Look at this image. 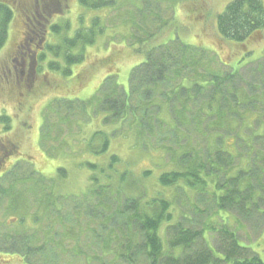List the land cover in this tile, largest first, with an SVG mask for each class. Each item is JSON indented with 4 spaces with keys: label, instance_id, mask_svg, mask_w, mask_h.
I'll return each mask as SVG.
<instances>
[{
    "label": "rangeland",
    "instance_id": "1",
    "mask_svg": "<svg viewBox=\"0 0 264 264\" xmlns=\"http://www.w3.org/2000/svg\"><path fill=\"white\" fill-rule=\"evenodd\" d=\"M0 1L8 3L13 12V18L8 26V37L0 48V115L11 117L12 128L5 130L4 124L0 120V141L2 144L4 143V146H0V148L5 153L6 140L15 139V135L20 137L18 138L20 147L17 156L9 160V154H6L7 160L0 168V176L3 173L7 175L2 176V179L0 177V185L5 191H0V252H16L22 247L21 244L24 243V240L30 238L31 246L42 249L40 250L42 253L32 256L33 264H148L145 256L139 253L136 254L133 263L114 255L120 247L122 250L125 247L124 243L126 244L129 236L124 234L118 235V241L121 244L119 247L113 243L112 249L105 252L103 241L107 240L108 231L101 229V216L96 217V221H92L93 214L90 211L94 209V204H99L101 200H104V197L99 194L97 196L86 195L91 187L92 171L89 164L106 165L112 154L118 155L121 159L120 163L116 165L119 171V165L123 164L136 174L135 177H139L144 168H154L150 178L153 177L158 181L162 173L158 164L161 163L163 167L167 161H172L171 163L174 164L176 160H172L171 155H174L173 152L178 149V146H184L193 153L201 150L202 157L207 158L209 140L213 144L215 141L216 145L219 143L223 150L225 148L228 153L238 158L234 159L237 168L240 167L247 171L249 161L251 170L255 172V175L251 176L253 185L259 188L261 196L264 197V175L261 171V168L264 167V159L257 156V153H264V145L255 139V137L262 136V129L258 132L255 131L259 126L264 127L263 122L256 121L251 124L252 127L244 120L235 126L233 123H228L225 124V127H228L226 131L228 134L222 135L219 134L220 129L216 126L213 133L214 141L211 139L210 125L205 124L200 130L194 122V113L198 110V105H202L205 100H210L214 89L195 92L191 83L184 81L183 83L188 89H184L178 96L172 92L177 89L182 91L181 77L170 78L165 84L159 86L154 104L149 112H146L149 115L148 121H151L150 130L147 131L151 147L147 144H142L141 147L140 145L132 147L134 141L130 136L120 139L110 134L109 150L98 154L94 148L98 143L97 140H93L95 132L99 130L107 133L117 132V125L120 124L118 122L105 123V118L110 113L102 111L105 93L97 90L108 73L107 70L100 71L93 75L92 79L88 80V83L83 87H80V82H84L85 79L74 78L76 72L85 69L86 66L93 63L92 61L96 64L98 61L96 59L103 58L111 49H121L123 53H128L129 50H132V46L137 45V42L133 43L135 37L147 38L155 32L159 33V37L153 41L149 39L148 43H165L178 36L185 43L202 46L217 54L216 58L220 63L218 67L214 66V71L227 73L240 69L239 73L248 82V86H243L249 94L264 91V60H260L264 57V30H260L259 36L243 44L221 37L217 30L216 15L222 11L228 0H140V2L122 0L125 2L119 1L112 10L84 7L77 0H61V8H56L54 12L50 13H48L50 9L43 13L36 7L38 0ZM54 1L56 0H42V4L46 8L49 6L52 8ZM139 3L141 8L145 6L146 12L151 10L154 14L150 15L148 19L143 18L136 6ZM32 10L37 16L36 20H33ZM200 15L202 17L199 19ZM46 17L49 18V21L44 19ZM93 17L101 18L99 24L102 31L98 34L96 43L86 47L85 53L87 52L89 59L73 65L70 68L72 72L65 75L60 71L50 70L48 68L49 58L46 59L42 63L44 70H38L36 73L37 79L34 81L27 79L25 82L29 84V88L26 87L29 91L34 89L33 84L36 85L39 78H43V83L46 85L37 89V95H41V99L36 101L30 110L27 105L25 111L24 96L23 94L21 96L19 91L22 88L26 90L25 84L22 82L19 85L16 77V69L18 68V73H20L23 64L21 54L15 52L17 46L21 50H25L21 44L28 45H25L23 39L34 46L36 41L42 39L41 35L43 36L46 29H48V43L57 44L60 36L71 37L81 26L89 27ZM195 18L196 21H194ZM29 19L33 23L27 22L29 25L27 28L24 22ZM103 20L106 28L101 24ZM132 20L137 26L130 27V24H125ZM164 20L168 21V28H161ZM66 23H69L70 27L62 35H55L52 32L51 27L54 24L63 25ZM44 45H46V39H44ZM27 50L29 49L27 48ZM123 61L126 62L121 63ZM140 62H142L141 58L134 56L124 57L119 61L118 82L121 85L122 93L125 90L128 91L131 70ZM256 69L259 71L256 72ZM45 71L49 73L45 74ZM188 80L193 81L194 79L191 77ZM236 81L233 82L232 89H228L232 85L222 84V92H226V89L230 92L234 91ZM49 87L52 89L43 94ZM253 87L258 89H253ZM167 93H171L172 99L167 97ZM227 95L225 96L227 99L218 96L217 103L226 106L228 99L229 101L233 100L229 94ZM20 102L21 107H19ZM182 102L188 104L190 112L175 114L173 109L180 108ZM134 103L136 104V101ZM214 103L216 104V101ZM158 105H162L161 108ZM231 106L235 107L233 104ZM261 110L264 111V104H262ZM239 111L243 114L244 108L241 107ZM157 112H159L160 120L155 115ZM140 113L139 111L138 114L140 115ZM164 116L172 117L177 122L180 120L178 117H181L182 122L177 123L179 126L177 129H172L170 125L166 124ZM144 118L146 119L145 116ZM237 119L240 118L237 116ZM128 120L131 121L130 117ZM227 120L229 121V118ZM124 124L126 125L122 126L123 129L129 128L128 122ZM245 130H247V134L253 130L254 133L245 138L241 133ZM221 132L223 133L224 130ZM261 142H264V138L261 139ZM164 147L168 148V152L165 154L164 161H161V152L159 153V151ZM33 167L43 173L44 177L46 176L43 183L47 185V190L44 193L52 192L53 196L51 195L50 199H53L55 203L49 208L41 207L43 191L35 188L31 191V186L35 187L36 183L22 181L17 184L16 190L19 191L16 193H26L28 203L25 198H22L20 202L15 203L13 208L12 201L16 202V199L12 198L13 193L8 192L7 188L14 186L13 180L16 176L25 178L31 175ZM60 168L66 172L65 176L58 170ZM257 172L261 173L259 179L256 177ZM33 175L30 180L39 178L41 174ZM229 176L235 177V175ZM249 176L239 175V186L243 182L248 184ZM118 177L119 175H116V180ZM53 183L54 187L51 188ZM155 183L147 181V190L150 191ZM39 184H42L40 179H38L36 187ZM50 188L51 190H49ZM92 188H98V184L92 185ZM167 194L174 196V207L179 214L186 215L191 219H182V224L190 228L201 229L202 223L207 221V214L217 208L212 197L209 198L208 203L205 201L201 203L196 201L193 196H188V191L186 194L182 188H170ZM195 203L208 212L201 215L196 213ZM111 204H113L112 200ZM226 213L223 211L220 218H215L214 226L217 227L218 232L217 230L206 232V241L215 256L223 258L215 248L219 251L223 249L219 230L227 225L229 230L236 233L240 244L248 248L242 253L243 256L257 254L264 261V199L259 200L258 206L255 204L250 206L249 216L238 210L232 211L230 216ZM91 222H93V228H89ZM175 222H177L176 217L172 224ZM169 224V222H163L159 229V235L165 248H168L166 230ZM111 226L115 227L113 224ZM124 230L122 232H125ZM115 237H111V239ZM141 241L142 237L138 236L136 242ZM199 241L201 242L202 239ZM182 251V247H177L173 254L178 257ZM14 256V264H27L20 255Z\"/></svg>",
    "mask_w": 264,
    "mask_h": 264
},
{
    "label": "trees",
    "instance_id": "2",
    "mask_svg": "<svg viewBox=\"0 0 264 264\" xmlns=\"http://www.w3.org/2000/svg\"><path fill=\"white\" fill-rule=\"evenodd\" d=\"M77 1L82 6L91 9L109 8L110 10L114 9L119 1L121 3L125 2L122 0ZM137 1L140 2V0ZM40 3H42V0ZM136 6L143 18L148 19L150 15L154 14L151 10L146 12L144 10L145 6L141 8L140 3ZM39 9L43 11L44 5L41 4ZM0 15L1 48L8 37V26L13 18V12L9 8L8 3L0 1ZM201 17L202 15L199 16V19ZM100 19V17H93L89 27L81 26L71 37L63 35L60 36L57 44H48L42 52V55L38 57V70H44L42 63L49 58L48 68L52 71H60L65 75L72 72L70 68L73 65L83 63L86 59L88 60V54L87 52L85 53L86 47L88 48L89 45L96 43L98 34L102 31L99 24ZM196 20L195 18L194 21ZM101 24L105 25L106 28L104 20ZM125 24H130V27L137 26L133 20L125 22ZM69 27V23L63 25L54 24L51 30L55 35H62ZM161 28H168V21L164 20ZM217 29L221 36L238 43H244L252 38L254 39L260 33L259 30L264 29L263 0H228L223 11L217 15ZM158 37L159 33L157 34L155 32L147 38L135 37L133 43L137 42V45L132 46V50H129L128 53H123L121 49L117 50L113 48L103 58L99 57V59H96L98 60L96 64L92 61L93 63H88L89 65L87 64L88 66L85 69H80L75 73L74 78L77 80L85 79L84 82H80V87L85 86L88 80L92 79V76L100 71L107 70L106 72L108 73L97 90L99 89L105 93L102 103L104 110L102 109V111L110 113L105 118V123L118 122L120 124L117 125V132L110 131L107 133L103 130L95 132L93 140H97L98 143L96 146H93L96 149V153L101 154L109 150L110 134L120 139L125 136H130L134 141L132 147L137 145L141 147L142 144L150 146V141L147 137L149 133L147 131L150 130L149 126L151 125V121H148L149 115L146 112H149L153 106L159 86L165 84L170 78L181 77L182 84L180 86L182 87V91L177 89L173 91L175 93L172 92V94L178 96L184 89H188L185 83H183L184 81L191 83V87H194L195 92L214 89L210 100H205L202 102V105L199 104L197 107L198 110L194 113V122L200 130H202L205 124L210 125V135L213 141L215 140L213 133L216 126L219 127V134L222 135L228 134L226 133L228 127H225V124L228 123H233L235 126L244 120L251 126L256 121L264 122V111L261 110V106L264 104V91L261 90L262 92L249 94L243 86H248V82L239 71L227 73L214 71V66L218 67L220 61L219 59L217 60L216 57L218 56L212 51L185 43L178 36L167 40L165 43H148L149 39L153 41ZM17 51L18 48L15 52ZM123 56L127 58L134 56L142 60V62L132 68L129 89L128 91L124 89V93L121 92V85L118 82L120 72L118 64L120 60L124 59ZM255 71L258 72L259 69ZM45 72L49 73L47 71ZM16 77H18L17 82L19 83L21 74L17 73ZM191 77H193V81L188 80ZM234 81H236L234 91L230 92L228 89H232ZM222 84L232 86H229L226 92L223 93ZM43 86H46L45 83ZM255 88L258 89L257 87H253V89ZM50 89L52 88L49 87L43 94L49 92ZM19 91L21 96L24 94L25 111L27 110V105H29L30 110L33 104L41 99V95H37V91L27 92L23 88L22 90L19 89ZM227 94L233 100L229 101L228 99L226 106L218 104V96L227 99ZM226 95L227 98L225 97ZM167 97L172 99L171 93H167ZM134 101H136V104ZM214 101H216V104ZM231 104L235 107H232ZM21 106L19 103V107ZM161 106L158 105L159 108ZM239 107L240 109L241 107L244 108L243 114L240 113ZM139 111L141 112L140 115L138 114ZM173 111L175 114H179V112H190L189 106L185 102H182L181 107L174 108ZM144 112L146 119L143 116ZM155 115L160 120L159 112ZM214 116L215 118L213 119ZM237 116L240 119H237ZM129 117L131 121L128 120ZM178 118H180L178 122L181 123L182 118ZM227 118H229V121ZM163 119L172 129L179 127L177 126L178 122L176 119L172 117L168 118L167 116H164ZM0 120L4 124L5 130L12 128L10 116L0 115ZM126 122L129 123V128L123 129L122 126H125L126 124L124 123ZM221 130H224V132L222 133ZM250 132V134H253L254 130ZM241 133L245 138L250 137V134H247V130ZM15 136L17 138L15 137L11 141L6 140L7 147L5 153L0 148V168L3 167L4 162L7 160L6 154H9V160L17 156V151L20 147L18 138L20 137ZM263 138L264 131H262L261 137H255L256 141H260L264 145V142H261ZM0 144V146H4V143L2 144L1 141ZM219 145V143L216 145L215 141L213 144L209 140V152L207 158L205 157L206 160L202 157L203 152L201 150L193 153L184 146H178V149L173 152L174 155H171V159L176 160L174 164L171 163L172 161L165 162L164 167L161 163L158 164L162 172L158 181L153 177L150 178L155 170L154 168H144L139 177H135L134 175L136 174L123 164L119 165V171L116 165L120 163L121 159L116 154L111 155L106 165L90 163L89 168L92 171V175L90 176L91 187L86 195L97 196L99 194L104 197V200H101L99 204H94V209L90 211L93 214L92 221H96V217L101 216V229L108 231L107 240L105 239L103 241V250L109 252L112 249L113 243H116V247H119L121 244L118 241V235L121 236V234H124L125 236H129L127 237L126 244L124 243L125 247L123 250L120 247L115 256L120 259L125 258L128 261H132V263L134 262L136 254L139 253L145 256L148 264H264V261L258 255H242L248 248L240 244L236 233L229 230L227 225L219 230L222 237L223 249L219 251L216 248L223 258L216 257L206 241V232L210 233L214 230L218 232L217 227L214 226V222L215 218L221 217L223 211L227 212L226 214L228 216L234 210H238L244 215L249 216L250 206L253 204L258 206L259 200H263V195L261 197V192L253 185L251 176H249L248 184H245V182L241 186L238 184L240 181L239 175H255V172L251 168L247 169V171L240 167L237 168V164L234 163V159L236 158L228 153L225 148L223 150ZM167 152V147L159 151L161 161H164ZM257 156L264 159V153H257ZM58 170L65 176L66 172L63 168ZM261 171L262 175H264V167L261 168ZM36 173L40 172L33 167L31 175L25 178H18L16 176L13 180L14 186H10V188L6 187L8 192L13 193L12 198L14 200L16 199V202L12 201L13 208L15 203L20 202L22 198H25L28 203L26 193H16L19 191L16 190L17 184L22 181H34V184L36 183L35 187L31 186V191L34 188L43 191L44 196L41 201V207L49 208L54 205L55 201L50 199L53 193H44L47 190V185L43 183L46 176L44 177L40 173L39 178L30 180L33 178V174ZM3 174L0 176L1 179L2 176H7ZM260 174V172L256 173L257 179L260 178ZM116 175H119L117 179L119 181L116 180ZM229 175H235V177L233 178ZM38 179L42 181V184L36 187ZM147 181L156 182L155 185H152L150 191L146 188ZM95 184H98V188H92V185ZM158 187L159 189L157 190ZM2 188L3 186L0 185V191L5 192ZM170 188H182L186 194L188 191V196H193L196 201L198 200L201 203L204 201L208 203L211 197L215 200L217 208L215 211H210L207 214V221L202 223L203 226L201 229L190 228L182 224V219H191L186 215L179 214L178 210L174 207V196L167 194ZM109 195H112V197ZM110 198L113 204H111ZM105 199H109L110 201ZM195 205L196 213L199 215L208 212V210L198 207L197 203ZM175 217L177 218V222L172 224ZM119 222L121 224L118 225ZM163 222L170 223L167 226L168 248L164 247L159 235V229ZM92 224L93 222H91L89 228H93ZM111 224L115 227L111 226ZM123 229H125V232H122ZM138 236L142 237L141 242H136ZM111 237L115 238L111 239ZM200 239H202L201 242L199 241ZM29 241L30 238L24 240V243L21 244L22 247L16 252H0V264H12L14 255H20L21 258L26 260L27 264H33L31 261L32 256L36 253H42L40 251L42 249L31 246ZM177 247H182L183 250L178 257L173 254L174 249Z\"/></svg>",
    "mask_w": 264,
    "mask_h": 264
},
{
    "label": "flooded vegetation",
    "instance_id": "3",
    "mask_svg": "<svg viewBox=\"0 0 264 264\" xmlns=\"http://www.w3.org/2000/svg\"><path fill=\"white\" fill-rule=\"evenodd\" d=\"M41 4H40V2L38 0L37 1V4H36L37 5L36 7L39 8V6ZM52 4H54V6H57L58 9H60V7L62 6V2L60 0H56V1L52 2ZM54 6L52 5V8H50V6L47 7V8L44 6V10L42 12L43 13L46 12L47 9H50L48 11V13H50L52 11L54 12L55 11V8H56V7L54 8ZM32 15H33V20H36V17L37 16L34 15V10H32ZM44 19L46 21H49V18L48 17H46ZM27 22L28 23H31V24L33 23V21L31 19H29V21L26 20V22H24V23H25V27H27V28L29 27V25H27ZM47 30L48 29L45 30V33L43 34V37H42L41 41H39V42L36 41L37 43L34 46H32V44L30 42H28V41H26V40L23 39L24 42H25V45L27 44L29 47L28 46H24L23 44H21L22 48L25 49L24 51L21 50V48L17 47L18 48V51L17 52H19V54H21V58L23 60V62H22L23 64L21 65L22 67H21V71H20L21 78H20V81H19V85H21V83L23 82L25 84V88L26 87L29 88V84L25 83L27 79H30L31 81H34V80L37 79L36 73H37L38 66H36V64L38 63V57H40L42 55V52L45 49V45H44V39H45V37H44V35L48 32ZM26 47L29 50H27ZM16 71H17L16 73H18V68L16 69ZM10 72L12 73V71H10ZM43 84H44L43 83V78H39L37 80V84L36 85L33 84L34 89L32 91H29L26 88V91L27 92L28 91L29 92L37 91V89H40L41 87H43ZM20 104H21V102H20ZM17 148H18V143H17Z\"/></svg>",
    "mask_w": 264,
    "mask_h": 264
}]
</instances>
